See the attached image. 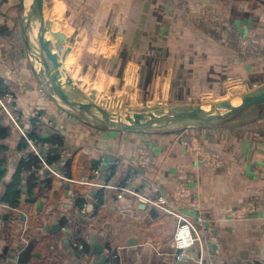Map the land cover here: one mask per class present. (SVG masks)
Wrapping results in <instances>:
<instances>
[{
  "label": "crops",
  "instance_id": "crops-1",
  "mask_svg": "<svg viewBox=\"0 0 264 264\" xmlns=\"http://www.w3.org/2000/svg\"><path fill=\"white\" fill-rule=\"evenodd\" d=\"M23 1L0 0V79L15 92L11 109L23 130L35 119L30 130L36 135L61 139L51 165L68 166L71 182L40 167L51 179L47 190L30 191L26 184L16 207L3 202L25 151L19 149L23 130L0 107V264H106L105 249L118 255L119 264H264V114L173 131L119 132L88 122L54 102L34 74L33 65L38 70L40 64L20 44ZM45 1V16L53 18L47 39L61 61L66 50L62 63L73 81L68 64L85 83L97 73L99 86L113 87L108 94L125 102L198 106L264 84V0H195L219 14L218 32L194 25L166 0ZM62 32L65 49L58 51ZM184 139L198 140L222 166L199 163ZM50 153L44 152L46 160ZM178 169L190 180L179 179ZM182 190L189 202L175 201ZM100 191L103 202L93 215ZM78 195L86 200L84 212L75 206ZM159 196L200 233L182 262L173 247L177 220L152 203ZM246 207L254 214L238 219ZM79 242L87 258L76 248ZM97 245L102 253H95Z\"/></svg>",
  "mask_w": 264,
  "mask_h": 264
},
{
  "label": "water",
  "instance_id": "water-1",
  "mask_svg": "<svg viewBox=\"0 0 264 264\" xmlns=\"http://www.w3.org/2000/svg\"><path fill=\"white\" fill-rule=\"evenodd\" d=\"M31 4L26 9L23 1L22 10V37L26 46L27 54L32 63L41 66L33 72L41 80L43 88L54 102L66 105L72 110H77L80 114H86L93 119V124H98L110 131L119 132H148V130L163 129L171 123L186 122V126H209L219 124L249 109L264 107V84L260 85L249 93L237 95L234 98L221 100L213 103H202L193 108H165L157 111L153 110L144 114H128L129 107H125L124 113L108 112L102 109L95 100L98 91L94 90L91 98H87L85 93L78 87L69 89L74 84L70 74L65 70L58 58V54L52 52L51 41L45 36L46 32L53 31L50 26L53 18L45 16V0H31ZM37 26L35 35L34 26ZM62 41L59 42L57 50L64 48L65 33L62 32ZM62 76L65 80H62ZM67 88V89H66ZM258 115V114H257ZM185 127V126H184ZM55 148L48 149L47 152L55 153ZM25 191V189L23 190ZM91 199V196H90ZM56 227V232L58 231ZM69 232V230H67ZM95 253H102L103 249L97 245ZM106 260V259H105Z\"/></svg>",
  "mask_w": 264,
  "mask_h": 264
},
{
  "label": "built area",
  "instance_id": "built-area-1",
  "mask_svg": "<svg viewBox=\"0 0 264 264\" xmlns=\"http://www.w3.org/2000/svg\"><path fill=\"white\" fill-rule=\"evenodd\" d=\"M171 7L176 10H179L181 13L189 17L190 21L196 26L201 24L207 25L211 30L218 32L221 28V18L219 14L215 13L212 7L205 5L201 2H197L195 0H166ZM6 85H3L2 90L3 94L0 95V107L1 109L5 110V112L10 117V120L13 126L17 127L19 130H23L21 127V119L20 117L11 109V105L15 102V92L12 89H9ZM34 116V115H33ZM32 116V117H33ZM31 117V116H30ZM31 120V118H30ZM29 129H24L22 132V136L24 137L25 141L29 145V149L38 157L41 169L43 168L46 170L50 175L58 178L63 179L67 182H71L67 175V168L65 166L61 167L60 170L53 169L52 165L46 160L45 156L43 155L45 151L48 149L54 148L51 143L42 140L43 138H32L30 121L28 122ZM24 128V127H23ZM183 146L194 154L196 158L199 159V163L203 164L206 167L212 169H219L222 166V160L218 157L215 153L210 151H205L203 148L200 147L198 140L195 139H184ZM142 155L145 153L142 151ZM141 165H144L143 161L139 160ZM100 168H97L94 171V175L98 174ZM178 176L179 179L183 181H189L190 179L181 169H178ZM93 185V182L90 183ZM98 186L97 184H94ZM93 185V186H94ZM178 197L175 199L177 202L186 203L190 201V194L186 190H182L178 193ZM121 196V195H120ZM76 198V196H75ZM152 203L160 210L166 213H170L175 216L176 218V226L175 231L173 234V247L175 248L176 254L175 259L177 262H182L184 260V252L192 248V246L196 242H200V233L196 226L191 222L188 218H184L179 215L177 212L173 211L170 206H168L167 201L164 197L159 196L155 201ZM82 212L86 209V204H84L81 208H79ZM255 210L252 208L246 207L245 209H239L237 212V218H244V217H251L254 214ZM261 217L262 222L264 223V200L261 205ZM76 248L81 250L82 256L87 258L88 252L85 249V244L82 242L75 243ZM104 255L106 256V264H119L118 263V255L109 249L104 250Z\"/></svg>",
  "mask_w": 264,
  "mask_h": 264
},
{
  "label": "trees",
  "instance_id": "trees-1",
  "mask_svg": "<svg viewBox=\"0 0 264 264\" xmlns=\"http://www.w3.org/2000/svg\"><path fill=\"white\" fill-rule=\"evenodd\" d=\"M20 44L22 45L21 47H24V42L22 39H21ZM3 83H4L3 80L0 79V95L3 94V91H1L2 87L4 85ZM31 124H32V126L36 127L35 126L36 120L32 119ZM30 136L32 138H37L38 141H40V139H39L40 137L38 136V134L36 135L34 128L31 131ZM42 140H45V141L51 143L53 146H57V147L62 144L61 139L56 138L55 136L43 138ZM28 148H29V145L27 144L25 139H23L21 141V145H20L19 149L22 152L25 151V157L21 161V163L18 167V170L13 175V177L11 179L12 181L6 185L4 194L2 196L3 202L8 203L11 207H16L19 204L20 199H21L20 195L22 193V189H23L24 185L27 184V188L30 191L34 190L36 187H41V189L47 190L49 188V186L51 185V179H49L48 176L43 175L39 172L41 162H39L38 157ZM1 154H2V151L0 150V183L2 182V178L4 176L3 163H2L3 158L1 157ZM55 154L56 153H54V155H53V153L48 154L47 161L50 164H52L53 162H55L57 160V155H55ZM67 168H68V166H67ZM111 173H113V171H111ZM24 174H27L28 177L26 178V183L23 184L22 179H23ZM96 195L99 196V202L96 203V205H94V207H93V211L91 213L93 215H96V212L99 209V207L102 205L103 198H104L101 191L98 192V194H96ZM85 202H86V200H85L84 196H81V195L76 196V198H75L76 208H81ZM28 253H29V251L26 254H28ZM21 262H23V259H21Z\"/></svg>",
  "mask_w": 264,
  "mask_h": 264
},
{
  "label": "rangeland",
  "instance_id": "rangeland-1",
  "mask_svg": "<svg viewBox=\"0 0 264 264\" xmlns=\"http://www.w3.org/2000/svg\"><path fill=\"white\" fill-rule=\"evenodd\" d=\"M66 39V38H65ZM65 44V43H64ZM65 49V48H64ZM63 49V50H64ZM65 50V52L62 53V61L65 62V64L67 63L66 61H68V54ZM91 59H87V61H90ZM41 66V65H40ZM67 68L70 70V73L72 71V74L75 78V83L77 84L76 87H78L79 89H81L87 98H91L92 96V93L94 90H99L98 92V97L97 99L95 100V102L100 106V107H104V108H107V110H111L114 111V112H117V113H124L125 112V107H129L130 106V112H128V114H132L131 112H137V113H141V114H144L146 115L148 112H151L153 110H157V111H160V110H163L165 108H171V107H174V105H169L168 103L167 104H163L162 102H157V101H147V102H141V101H136V100H132L131 101H124L122 100V98H117V97H113L112 95H109L108 93H111L112 91H115L113 87H111L109 90L108 89H105V88H101L99 86V81H98V78L99 77L97 75V73L93 72V74H88L87 77H88V80H85V82L81 81L80 78H78L77 74L74 73V68L71 64H68L66 65ZM79 68H83V65L80 64L79 65ZM77 78V79H76ZM97 78V79H96ZM93 80H96V81H93ZM92 82H94V84L92 85ZM250 92V90H249ZM247 92V93H249ZM243 94H246V93H243ZM238 95H241V94H238ZM237 96V95H236ZM132 98V97H131ZM234 98V97H233ZM161 104V105H160ZM179 106V105H178ZM178 106H175L174 108H193L195 107L196 105L192 106V104L190 105H186L184 104L182 107H178ZM182 108V109H183ZM132 110V111H131ZM252 110L254 113V115L252 114V116L249 118H245L244 116V113L246 112H243L242 114L240 115H237V117H233V118H230L228 120H226L227 123H230L232 121L230 120H240V119H247V120H256V116L258 114V116H261V114H264V107H261V108H257L255 107V109H250ZM73 113H77L79 114V112L76 110H72ZM83 116V115H82ZM256 118V119H255ZM186 127V126H185ZM184 129V127H183ZM161 130H169V131H173V130H179V129H169V127H166V128H163Z\"/></svg>",
  "mask_w": 264,
  "mask_h": 264
},
{
  "label": "bare ground",
  "instance_id": "bare-ground-1",
  "mask_svg": "<svg viewBox=\"0 0 264 264\" xmlns=\"http://www.w3.org/2000/svg\"><path fill=\"white\" fill-rule=\"evenodd\" d=\"M26 2H25V4H26V9L29 7V5L31 4V0H25ZM34 31H35V35L37 34V26L35 25L34 26ZM45 36L47 37V32H46V34H45ZM53 52V51H52ZM58 58H59V56H58ZM59 60L61 61V59L59 58ZM61 63H62V61H61ZM63 64V63H62ZM66 70V69H65ZM62 80H65V77L64 76H62ZM74 87H76V84L74 83L73 85H72V87L71 88H69V89H73ZM67 89V88H66ZM65 107H67L66 105H65ZM68 109H70L69 107H67ZM102 108V107H101ZM102 109H104L105 111H108V112H111V110H107V108H102ZM70 110H72V109H70ZM115 110H117V109H115ZM114 110V111H115ZM132 111V110H131ZM129 112H130V110H129ZM132 114H137V112H131ZM254 113L255 112H253L252 110H247L245 113H244V116H245V118H247V117H251L252 116V114L254 115ZM83 116H84V118H85V120H87L88 122H94L93 121V119L90 117V116H88V115H86V114H82ZM187 124H189V123H186V122H183V123H181V122H177V123H171L169 126H167V127H169V129H182L184 126H186ZM166 131V130H165Z\"/></svg>",
  "mask_w": 264,
  "mask_h": 264
}]
</instances>
